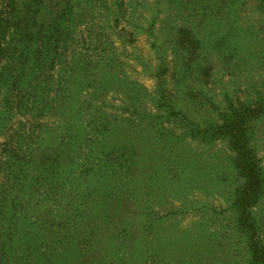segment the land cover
I'll list each match as a JSON object with an SVG mask.
<instances>
[{
    "label": "rangeland",
    "instance_id": "1",
    "mask_svg": "<svg viewBox=\"0 0 264 264\" xmlns=\"http://www.w3.org/2000/svg\"><path fill=\"white\" fill-rule=\"evenodd\" d=\"M64 12L57 60L18 78L2 44L0 264H255L231 142L194 124L257 111L264 177V0H44L39 20ZM250 211L264 243V184Z\"/></svg>",
    "mask_w": 264,
    "mask_h": 264
},
{
    "label": "trees",
    "instance_id": "2",
    "mask_svg": "<svg viewBox=\"0 0 264 264\" xmlns=\"http://www.w3.org/2000/svg\"><path fill=\"white\" fill-rule=\"evenodd\" d=\"M44 0H12L9 5L11 12L7 18L0 15V65L2 61V44L10 32L15 37V52L18 60L16 70L20 78L27 69H35L48 60H57L61 24L65 12L60 13L48 24L39 20ZM30 66V67H29ZM171 117H187L175 110V107L164 101ZM263 102L260 107L263 106ZM248 108V107H247ZM235 110L225 116L221 125L209 124L197 129V135L211 139L228 138L234 152L235 168L244 180L238 190L234 206L238 211L237 223L243 230L250 232L249 252L253 263L264 264V243L258 236L257 222L253 219L250 209L260 198L264 184L262 172L258 169L256 155L250 147V134L247 128L248 119L257 111L247 109ZM262 110V109H260Z\"/></svg>",
    "mask_w": 264,
    "mask_h": 264
}]
</instances>
